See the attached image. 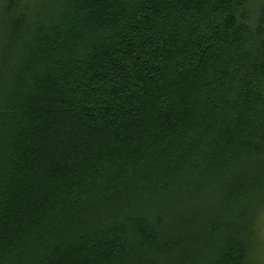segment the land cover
Returning <instances> with one entry per match:
<instances>
[{"label": "trees", "instance_id": "obj_1", "mask_svg": "<svg viewBox=\"0 0 264 264\" xmlns=\"http://www.w3.org/2000/svg\"><path fill=\"white\" fill-rule=\"evenodd\" d=\"M264 0H0V264H259Z\"/></svg>", "mask_w": 264, "mask_h": 264}, {"label": "rangeland", "instance_id": "obj_2", "mask_svg": "<svg viewBox=\"0 0 264 264\" xmlns=\"http://www.w3.org/2000/svg\"><path fill=\"white\" fill-rule=\"evenodd\" d=\"M258 239L256 240V248L259 251V264H264V210L260 213L258 219Z\"/></svg>", "mask_w": 264, "mask_h": 264}]
</instances>
